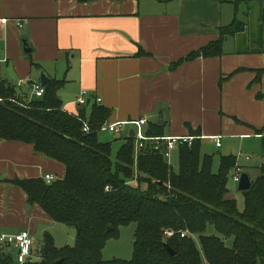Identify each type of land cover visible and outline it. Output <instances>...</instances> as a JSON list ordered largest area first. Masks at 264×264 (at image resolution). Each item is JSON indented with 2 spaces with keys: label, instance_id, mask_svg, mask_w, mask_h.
Listing matches in <instances>:
<instances>
[{
  "label": "crops",
  "instance_id": "0c3cea01",
  "mask_svg": "<svg viewBox=\"0 0 264 264\" xmlns=\"http://www.w3.org/2000/svg\"><path fill=\"white\" fill-rule=\"evenodd\" d=\"M240 13L246 26L225 38L221 54L184 60ZM40 69L65 80L58 93L70 113L89 114L100 98L111 122L144 116L145 129L159 124L165 135L190 128L220 135L219 148L230 142L259 151L254 165L264 166V0L242 3L238 13L234 0H0V79L15 87L10 100L40 98L31 88ZM234 152L221 155L252 168V157ZM65 172L34 144L0 138V233L28 229L44 238L55 222L14 180Z\"/></svg>",
  "mask_w": 264,
  "mask_h": 264
},
{
  "label": "trees",
  "instance_id": "16d2710c",
  "mask_svg": "<svg viewBox=\"0 0 264 264\" xmlns=\"http://www.w3.org/2000/svg\"><path fill=\"white\" fill-rule=\"evenodd\" d=\"M249 1L234 0L236 12ZM245 26L246 21L236 15L230 24L220 27L217 40L184 60L221 54L225 38ZM145 54L143 49L138 53ZM64 82L52 78L42 97L24 104L10 100L16 98L15 87L0 79V138L32 143L37 152L66 168L64 177L51 183L43 178L16 179L14 183L53 222L77 229L74 246L58 247L46 233L38 258L35 252L33 261L26 264H264V177L252 179L251 188L243 191L245 208L241 210L237 200L228 197L237 156L221 155L214 171V156L202 155L200 138L178 146V172L165 157V147L153 139L145 142L136 157L135 137L130 134L113 160L112 144L99 138L112 110L96 101L89 114L86 108L70 113L58 93ZM83 120L89 123V132L83 131ZM190 133L201 135L199 129L190 128ZM146 134L165 136L159 124L146 129ZM260 167L264 174V166ZM133 222L137 223L133 258L105 260L103 248L108 238ZM210 226L225 237L232 236L233 247L209 234ZM167 229L175 234L166 236ZM182 231L186 236L180 235ZM168 246L176 252L174 256ZM13 253L2 246L0 264H18Z\"/></svg>",
  "mask_w": 264,
  "mask_h": 264
},
{
  "label": "rangeland",
  "instance_id": "374dc122",
  "mask_svg": "<svg viewBox=\"0 0 264 264\" xmlns=\"http://www.w3.org/2000/svg\"><path fill=\"white\" fill-rule=\"evenodd\" d=\"M243 14V13H242ZM240 13V19H243V15ZM76 103V102H75ZM25 104V103H24ZM80 104V103H79ZM23 105V104H22ZM143 117V116H141ZM140 118V117H138ZM148 125V124H147ZM130 128L129 125H127L121 132H110V131H100L99 132V138L100 140L104 142H110L112 144V158L113 160L116 159L117 152L121 145L126 140V131ZM192 135V134H190ZM197 136V135H194ZM155 141V140H153ZM180 148L172 151L171 157L168 160L169 163L172 165L175 172H178L180 169ZM234 149V153H238V158L241 159L240 155L243 154H252L251 161L248 162V164L251 165V169H247V172L249 173L251 179H255L258 176H261L262 170L260 167H256L254 165L255 161L260 160L262 154L258 153L257 151H254L252 149H246L245 147H238L235 143H224L223 147H217L214 144H211L210 142H203L201 153L204 154H212L214 156V166L213 170L216 171L219 167L220 163V156L221 154H226L227 150ZM135 156H138V153L140 150L136 149L135 145ZM240 153V154H239ZM145 187V184L143 185ZM229 194L228 197L235 198L238 203V207L241 210H244L245 208V198L243 191H241L238 188V183L233 180L232 172L229 176ZM49 229L46 230L51 236H53L55 243L58 247H65L67 245L74 246L76 243V237H77V229L75 226L67 225L59 222H55L52 225L48 226ZM137 228V223L133 222L128 225H123L119 228V232L108 238L106 241V244L103 248V258L105 260H112V259H122V260H131L134 255V240H135V231ZM208 233L213 234L216 236H220L227 247H233L234 244V238L231 237H225L221 235L213 226H210L208 228ZM34 244V251L35 258H38L37 254L42 248V245L44 243L43 235H37L35 239ZM196 240L198 243V246L200 247V241L198 239V236H196ZM6 247V246H5ZM14 257H16V253H13Z\"/></svg>",
  "mask_w": 264,
  "mask_h": 264
},
{
  "label": "built area",
  "instance_id": "2783aa9c",
  "mask_svg": "<svg viewBox=\"0 0 264 264\" xmlns=\"http://www.w3.org/2000/svg\"><path fill=\"white\" fill-rule=\"evenodd\" d=\"M19 25H22L21 21H18ZM32 91L36 97H42L45 94V86L41 82H32L31 83ZM101 99L97 98V102ZM80 104H85L87 98L82 95L78 99ZM148 124V119L146 117L133 118L129 120H121L116 122L107 121L102 127L101 131H110V132H121L127 125H130L134 129L135 145L136 149L140 150L145 142L149 139H153L157 144H162L165 147V157L167 160L170 159L172 151L178 148L180 144H189L191 145L195 139L209 138L211 139L216 146H221V136H203V135H165L159 137H149L146 134L145 127ZM91 130L89 123L86 120H83V131L89 132ZM251 154H247L246 158L250 159ZM244 172L243 168L240 165H236L232 170L233 180L239 183L241 175ZM48 183H51L56 179L53 174H46L44 178ZM175 234L174 230L167 229L165 231L166 236H172ZM186 232L182 231L180 235L182 237L186 236ZM34 244L35 239L32 233L28 229H22L21 231L13 234H1L0 233V248L6 246L10 251L16 253V260L18 264H26L30 257L34 255ZM204 264V263H203Z\"/></svg>",
  "mask_w": 264,
  "mask_h": 264
},
{
  "label": "water",
  "instance_id": "95a60500",
  "mask_svg": "<svg viewBox=\"0 0 264 264\" xmlns=\"http://www.w3.org/2000/svg\"><path fill=\"white\" fill-rule=\"evenodd\" d=\"M24 50L27 53L32 51V48L30 47V43L28 41H24ZM39 71H40L41 83H42V85L45 86L51 80V78L49 77L48 73L44 69H40ZM130 135H132V136L134 135V129L133 128L131 129ZM261 176L264 177V174H262ZM251 186H252V179H251L249 173L244 171L242 173L241 179L238 183V188L241 191H244V190L250 189ZM167 249H168V252L170 253L171 256H174L176 254V252L170 246H168ZM32 261H33V257H30L28 259V262H32ZM61 263H62V261L58 262V264H61Z\"/></svg>",
  "mask_w": 264,
  "mask_h": 264
}]
</instances>
